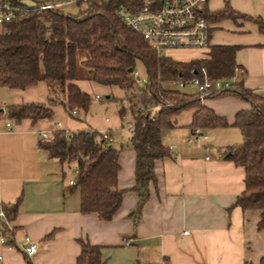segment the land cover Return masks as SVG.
I'll list each match as a JSON object with an SVG mask.
<instances>
[{
    "label": "crops",
    "instance_id": "crops-1",
    "mask_svg": "<svg viewBox=\"0 0 264 264\" xmlns=\"http://www.w3.org/2000/svg\"><path fill=\"white\" fill-rule=\"evenodd\" d=\"M227 2L234 17L209 18L210 47H238L236 83L264 97V0ZM224 8L225 0H208L209 15L215 16ZM208 54L167 57L189 63L208 59ZM76 85L93 100L100 93L108 94L107 99L111 94L110 88L94 82L79 80ZM47 102L44 83L24 90L0 86V203H18L17 214L10 221V240L15 248L0 244V264H76L79 239L100 246L105 264H264L261 212L232 207L244 191L246 178L244 170L224 153L227 147L241 143L237 128L207 131L206 135L216 132L218 138L209 141L207 135V140L195 147L188 142L191 120L176 124L173 134L178 128L189 131L187 145L180 146L183 139L177 148L162 142L163 131L161 142L169 149V156L155 162L156 182L149 184L148 200L136 222L132 216L139 201L134 190L135 154L126 147L128 142L119 146L118 189L125 192L112 220L103 222L94 214L80 213L79 193L69 185L70 181L75 183V164L53 159L41 147V134L52 130L49 122H16L9 116L11 106ZM201 103L229 124L237 112L250 108L232 96L201 99ZM52 110L54 124L66 134L92 129L111 138L114 131L123 128L118 117L98 123L93 117L78 120L80 111L72 117L62 106ZM229 130H235L233 137L219 141V134ZM69 172H73L72 178H68ZM25 238L36 245L33 256L16 249Z\"/></svg>",
    "mask_w": 264,
    "mask_h": 264
},
{
    "label": "trees",
    "instance_id": "trees-1",
    "mask_svg": "<svg viewBox=\"0 0 264 264\" xmlns=\"http://www.w3.org/2000/svg\"><path fill=\"white\" fill-rule=\"evenodd\" d=\"M77 5V15L65 14L59 7L37 9L41 4L59 3V0H0L26 9L22 17L0 23V86L12 90L44 83L48 102L11 106L9 116L16 122L28 119L49 122L50 137L41 143L48 155L61 163L75 164L74 190L80 196V213L94 214L98 220H112L124 195L118 189V163L121 148L106 144L102 134L92 129L67 134L57 129L53 122L54 106H62L71 116L72 111L86 113L92 98L83 92L76 82L82 79L111 89L108 99L121 100L113 89L133 91L136 62L144 66L147 83L135 89L137 93L125 100L131 105L132 123L128 147L135 154L134 190L139 201L132 216L136 222L142 207L148 200L149 184L156 182L154 165L157 160L169 156V149L161 142L165 130L176 128L172 118L181 110L192 109L190 132L199 128L203 132L237 128L242 136L238 145L229 146L226 159L241 167L246 173L244 191L232 207L242 211L261 212L259 228H264V97L235 83L231 90L210 94L203 99L232 96L250 105L248 110L235 114L229 124L212 109L203 105L198 93L186 94L166 89L165 84L177 80L189 81L203 68L209 80L228 79L237 67L235 54L238 47H210L208 59L189 63L178 62L167 56H159L141 36L134 33L115 16L121 6L139 5L142 0H96L83 4L80 0H62ZM85 5L83 9L81 7ZM233 18L227 0L225 8L215 16ZM79 69L85 76L79 75ZM130 70L132 72H130ZM152 110V112H151ZM124 116V109L118 111ZM228 153L230 155H228ZM18 203L4 205L0 210L9 221L17 214ZM12 232L4 231L11 237ZM9 244L13 245L10 240ZM80 253L76 264H105L101 247L88 240L79 239ZM27 256V255H26Z\"/></svg>",
    "mask_w": 264,
    "mask_h": 264
},
{
    "label": "built area",
    "instance_id": "built-area-1",
    "mask_svg": "<svg viewBox=\"0 0 264 264\" xmlns=\"http://www.w3.org/2000/svg\"><path fill=\"white\" fill-rule=\"evenodd\" d=\"M83 4L91 3L96 0H80ZM110 1V0H106ZM208 0H142L139 5L121 6L116 9L115 16L125 27L142 37L159 56L165 52L174 50H210L211 23L206 17ZM59 3L41 4L37 9L47 10L58 7ZM26 9L14 7L11 4H0V23L10 21L15 16L22 17ZM228 79L209 80L205 69H201L189 81H175L179 87L190 84L195 88L200 99L210 94H218L223 91L231 90L236 83V74ZM135 85L142 86L145 82L141 81L136 71L133 73ZM95 100H100V96H95ZM78 115L77 111H72V117ZM131 130V127H130ZM67 135V134H66ZM49 133H42L41 138L48 140ZM207 135L201 129L196 128L191 131L188 142L190 145L199 147L200 141L207 140ZM103 141L110 145L111 138L107 134H102ZM208 159V157H206ZM69 185L74 186L70 181ZM10 221L7 220L2 210H0V244L4 247L15 248L9 244L10 238L4 234L7 230L11 232ZM187 234V232H184ZM28 257L37 252L36 245L28 238L18 248Z\"/></svg>",
    "mask_w": 264,
    "mask_h": 264
},
{
    "label": "rangeland",
    "instance_id": "rangeland-1",
    "mask_svg": "<svg viewBox=\"0 0 264 264\" xmlns=\"http://www.w3.org/2000/svg\"><path fill=\"white\" fill-rule=\"evenodd\" d=\"M25 3H28V0H24ZM59 10L64 12L65 14H70V15H77L79 13V9L77 7V5L73 2H64L62 0H59ZM85 7V5H83L81 7V9H83ZM207 50H174V51H168L165 52L164 55L166 56H171V57H197V56H206L207 55ZM135 71L138 75V77L140 78L141 81L147 83V74L145 71L144 66L141 64V62L137 61L136 62V67H135ZM79 75L80 76H85V71L82 69H79ZM80 81H87L86 79H82ZM89 82V81H88ZM164 87L166 89H170V90H176V91H180L186 94H195V88L190 85V84H186L184 87H179L177 84L175 83H171V84H165ZM135 89H138V86H136L134 88V92L133 91H127L126 94L124 95V92L118 89H113V93L118 96L119 99L121 100H112V99H107L106 96H108V94L105 93H100V97L101 100L97 101V100H92L91 105L88 109V111L86 113L81 112V114L79 115L80 117L77 118L80 121H84L86 117H93L97 120L98 123H101V121H103L105 118H115L118 117L119 119H121V123L123 128L122 129H118L116 131H114L111 135V140H112V146L119 148V146L126 145L128 142V139L130 137V127H131V123H132V113H131V105L129 104V102L126 99V97L129 99L132 98V103L137 102V99H134V95L137 93V91H135ZM95 93H92V95H94ZM92 98V97H91ZM93 99V98H92ZM120 109H124V116L121 118L119 116L118 111ZM152 112V110H151ZM193 110L192 109H184L181 110L176 116H174L172 118V121L175 123V125L177 124V126H181V125H185V124H189V121L191 120V114H192ZM176 134H173V132L170 130L164 131L163 135H162V142L166 145H171L170 147H175L177 148L178 145L177 144L179 141L185 139V141L182 143V145H187V134H188V130L183 128L180 129L178 128ZM230 132H222L223 134H219L222 136H219V141H224V140H228L230 138H232L234 135V131L233 130H229ZM178 135V136H177ZM209 136V141L211 139H213V137L218 138V134L215 133H210L207 134ZM73 177V172H69L68 173V178H72Z\"/></svg>",
    "mask_w": 264,
    "mask_h": 264
},
{
    "label": "water",
    "instance_id": "water-1",
    "mask_svg": "<svg viewBox=\"0 0 264 264\" xmlns=\"http://www.w3.org/2000/svg\"><path fill=\"white\" fill-rule=\"evenodd\" d=\"M130 72H132V71L130 70ZM228 155H230V154L228 153Z\"/></svg>",
    "mask_w": 264,
    "mask_h": 264
}]
</instances>
